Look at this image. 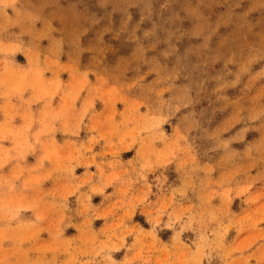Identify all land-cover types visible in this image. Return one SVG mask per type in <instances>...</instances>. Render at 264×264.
<instances>
[{
    "label": "rangeland",
    "instance_id": "rangeland-1",
    "mask_svg": "<svg viewBox=\"0 0 264 264\" xmlns=\"http://www.w3.org/2000/svg\"><path fill=\"white\" fill-rule=\"evenodd\" d=\"M0 264H264V0H0Z\"/></svg>",
    "mask_w": 264,
    "mask_h": 264
},
{
    "label": "crops",
    "instance_id": "crops-1",
    "mask_svg": "<svg viewBox=\"0 0 264 264\" xmlns=\"http://www.w3.org/2000/svg\"><path fill=\"white\" fill-rule=\"evenodd\" d=\"M135 187H137V186H135ZM138 188H140V189H141V187H140V186H139ZM137 212H138V213H140V210H138Z\"/></svg>",
    "mask_w": 264,
    "mask_h": 264
}]
</instances>
